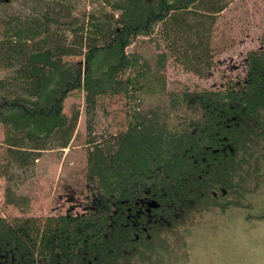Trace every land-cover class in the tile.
Listing matches in <instances>:
<instances>
[{
  "label": "trees",
  "instance_id": "obj_1",
  "mask_svg": "<svg viewBox=\"0 0 264 264\" xmlns=\"http://www.w3.org/2000/svg\"><path fill=\"white\" fill-rule=\"evenodd\" d=\"M233 1L0 0L7 201L29 205L16 183L43 151L72 145L83 111L89 131L86 211L0 214V264H133L214 192L235 195L246 174L260 175L264 48L221 88L169 78L173 63L212 74L215 25ZM114 103L125 108L117 131L91 135Z\"/></svg>",
  "mask_w": 264,
  "mask_h": 264
},
{
  "label": "rangeland",
  "instance_id": "obj_2",
  "mask_svg": "<svg viewBox=\"0 0 264 264\" xmlns=\"http://www.w3.org/2000/svg\"><path fill=\"white\" fill-rule=\"evenodd\" d=\"M213 44L220 52L215 57L212 74L201 77L173 63L169 67V78H180L193 87L213 89L224 87L232 79L240 80L246 70V52L264 48V0L233 1L218 15ZM75 100L78 98H69L66 108ZM124 116V106L110 105L107 112H99L91 135L116 132ZM88 132L83 111L79 135L72 145L43 151L31 175L28 173L22 182L16 183L15 192L28 197V206L7 201L8 182L0 177V214L85 212ZM258 173L259 176L253 172L245 175L244 191L235 195L227 192V200L219 193V204L212 199L208 206L192 210L173 228V233L164 234L165 241L159 251L150 252V256L138 254L132 258L133 264H264V238L254 235L253 231L259 227L257 222L264 221V214L254 215L250 211L254 200L264 199V162ZM234 200L238 203L225 207L227 201Z\"/></svg>",
  "mask_w": 264,
  "mask_h": 264
},
{
  "label": "clouds",
  "instance_id": "obj_3",
  "mask_svg": "<svg viewBox=\"0 0 264 264\" xmlns=\"http://www.w3.org/2000/svg\"><path fill=\"white\" fill-rule=\"evenodd\" d=\"M252 203L253 207L250 209V211L254 215L264 214V199H256ZM257 223L259 224V227L253 230L254 235L264 238V221H259Z\"/></svg>",
  "mask_w": 264,
  "mask_h": 264
},
{
  "label": "flooded vegetation",
  "instance_id": "obj_4",
  "mask_svg": "<svg viewBox=\"0 0 264 264\" xmlns=\"http://www.w3.org/2000/svg\"><path fill=\"white\" fill-rule=\"evenodd\" d=\"M220 191L222 192V193H220V194H222L224 197L227 195V191L225 190V189H220ZM229 192V191H228ZM214 197L216 198V199H219L220 198V195H219V193L218 192H214ZM214 198V199H215ZM217 202V203H216ZM215 204H219V202H218V200L217 201H215ZM208 205H209V203H208ZM174 218H176V213L175 212H173V220H174ZM174 228V227H173Z\"/></svg>",
  "mask_w": 264,
  "mask_h": 264
},
{
  "label": "water",
  "instance_id": "obj_5",
  "mask_svg": "<svg viewBox=\"0 0 264 264\" xmlns=\"http://www.w3.org/2000/svg\"><path fill=\"white\" fill-rule=\"evenodd\" d=\"M151 205H152V206H155V204H154V203H151Z\"/></svg>",
  "mask_w": 264,
  "mask_h": 264
}]
</instances>
